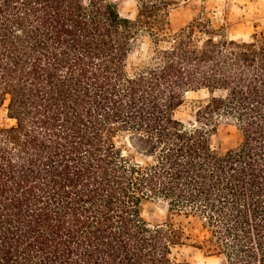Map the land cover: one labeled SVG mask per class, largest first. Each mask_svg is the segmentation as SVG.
Listing matches in <instances>:
<instances>
[{
  "label": "trees",
  "instance_id": "16d2710c",
  "mask_svg": "<svg viewBox=\"0 0 264 264\" xmlns=\"http://www.w3.org/2000/svg\"><path fill=\"white\" fill-rule=\"evenodd\" d=\"M136 1L132 19L112 0H0V264H190L170 215L199 221L218 264H264V31L197 17L170 35L189 0ZM142 34L152 55L130 71ZM198 90L187 127L175 111ZM221 117L241 135L227 150L210 144ZM157 199L169 217L151 224Z\"/></svg>",
  "mask_w": 264,
  "mask_h": 264
},
{
  "label": "rangeland",
  "instance_id": "374dc122",
  "mask_svg": "<svg viewBox=\"0 0 264 264\" xmlns=\"http://www.w3.org/2000/svg\"><path fill=\"white\" fill-rule=\"evenodd\" d=\"M117 4L122 16L135 18L137 11L136 0H112ZM201 17L209 20L215 29H221L229 38L248 40L254 33L264 31V0H189L171 9L169 14V33L173 35L181 27L187 25L192 19ZM167 45L166 42L162 43ZM153 45L148 35L137 37L128 59L130 71L147 64L152 55ZM208 94L205 90L188 91L184 102L175 111V117L187 127L201 125L197 121L198 107L206 100ZM4 108L0 109V123L7 122ZM210 129V144L212 148L227 150L238 144L240 132L235 122L225 117L218 118ZM118 144L126 155L139 161L142 155L138 152L139 142L128 135L118 137ZM168 204L157 199L146 205L144 215L151 224H159L169 217ZM170 220L181 224L187 235L184 244L173 250V258L190 264H218L220 259L208 256L204 250L197 247L203 233L199 221L194 217L183 215H170Z\"/></svg>",
  "mask_w": 264,
  "mask_h": 264
}]
</instances>
